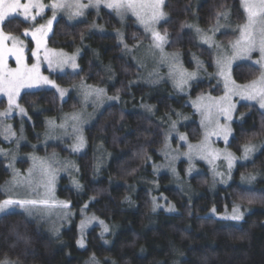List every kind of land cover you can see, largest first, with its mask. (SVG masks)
Masks as SVG:
<instances>
[{"label": "trees", "instance_id": "1", "mask_svg": "<svg viewBox=\"0 0 264 264\" xmlns=\"http://www.w3.org/2000/svg\"><path fill=\"white\" fill-rule=\"evenodd\" d=\"M225 9L231 10L230 21L235 25L243 21L239 0H166L168 16L159 31L163 34L167 30V49L180 52L187 68L193 69L192 58L196 55L213 72V49L199 42L191 28L181 25L197 24L208 30L216 25V14ZM100 15L108 29L121 27L108 10L102 9ZM94 16L92 13L87 20L75 24L65 18L56 22L48 44L72 53L81 50L80 70L51 77L63 87L84 81L105 88L110 95H119L121 102L107 106L86 129L88 148L75 157L80 187H71L68 177L63 176L57 195L69 202L76 213L85 209L102 218L111 228V234L106 235L109 241L103 242L96 227L88 233L86 248H79L78 215L61 235L54 236L27 214L13 212L0 216V261L7 258L16 264H86L96 256L101 264H264V146L252 160L238 165L233 183L217 192L210 190L208 173L194 177L187 192L175 188L167 174L152 176V163L161 159L165 146L169 117L178 119L182 109L190 116L192 109L185 104L187 97L175 94L169 85L149 87L135 83L140 69L123 54L117 37L90 34ZM5 24V30L21 36L32 23L15 18ZM236 35L235 31H226L218 34L217 40L228 44ZM125 37L128 44L149 38L132 18L125 24ZM259 75L260 68L249 63L233 70L234 79L241 84ZM222 92L217 79H211L195 83L191 96ZM20 103L32 119V123L26 122L27 137L36 144L43 139L47 118H58L80 108L75 94L62 102L51 89L25 92ZM144 105H151L152 111ZM6 106V100L0 99V109ZM182 129L193 142L202 137L194 114ZM263 139L264 112L256 105L241 104L228 148L240 156L245 144ZM23 150L33 149L25 146ZM53 152L72 156L60 143L37 150L40 155ZM28 167L29 161L19 162L21 171ZM250 175L256 179L248 180L246 185L239 183L242 176ZM9 177L7 160L0 159V188ZM162 195L175 206L173 212L153 211V199ZM4 198L0 192V200ZM249 199L253 203L249 204ZM233 204H239L244 211L242 221L220 218L231 211ZM213 208L218 215L213 214Z\"/></svg>", "mask_w": 264, "mask_h": 264}, {"label": "snow or ice", "instance_id": "2", "mask_svg": "<svg viewBox=\"0 0 264 264\" xmlns=\"http://www.w3.org/2000/svg\"><path fill=\"white\" fill-rule=\"evenodd\" d=\"M166 0H52V3L45 4L44 0H27L26 3H22V0H0V95L7 98L8 108L4 112H0V135L5 140H11L16 138L17 133L13 129L10 123H7V119L12 113L18 112L21 115L26 116V109L18 102L20 93L23 89L39 88L42 85H51L53 88H57L61 97L65 95V91L60 89L53 80H50L48 76L41 73L40 70V52L43 49V59L47 62L49 69L53 67L63 71L65 66H70L73 69L78 68L76 63V55H67L63 52H57L55 49H51L47 46L48 34L52 31L54 21L57 19V12L64 10L68 12L69 19L73 17L83 16L85 10L88 8L95 9L97 13L101 7L111 10L116 14L121 22H123L129 15L135 17V20L143 26L144 30L150 34L151 45L150 49L154 48L159 51V60L161 63L167 62L169 67V76L174 78L176 86L183 90V86L188 83L189 80L195 79L197 72H188L186 69L180 66L179 54L174 53L169 56L164 52V45L167 43V30L165 29L163 34L158 30L157 25L160 21L166 20L168 13L165 11ZM240 7L243 10V21L234 25L233 30L237 33L235 39L231 43V53L223 54L218 53L215 59V65L217 68V74L223 77L224 87L226 94L224 97H220L224 103L217 104H195V106L201 110V113L205 115V119L210 123L218 127L219 131H212L205 135V142L200 146L199 155L202 159H209V163L212 160L219 158V153L211 149L207 143L209 135L223 136L225 144L228 142V136L231 133V129L225 126L219 125V121L214 119L213 110L224 114L225 118L231 120L232 111L235 105L231 102L233 95L239 96L241 99L255 101L261 109H264V0H239ZM46 8L51 9V17L47 18L45 22L38 25L34 22L38 15H43ZM35 10V12L33 11ZM230 9H225L222 12L216 14V27L210 29L209 32L204 31L196 24L185 23L181 27H188L194 29L199 39L210 48L213 46V37L215 32L219 30L223 25L220 23L221 18L224 21L230 19ZM22 17L24 21H31V29L25 28L22 32L23 37H31L35 41V48L28 49L25 41L21 36L14 35L11 31L6 29V21L11 23L15 18ZM170 22V21H169ZM95 27V25H93ZM119 39L125 49L128 48L124 41V34L118 32ZM219 48V45H216ZM27 52H30L31 56L36 59L35 63H28ZM79 49H77V53ZM254 52L259 53V58L254 61L256 65L260 66V75L258 79L251 80L250 83L238 84L231 76V69L233 61L236 59H252ZM14 57L16 62L15 68L8 66V58ZM203 68V62L197 60V69ZM149 76H155L153 83L158 82L160 79L159 74L155 71L150 72ZM95 96L97 101H101L106 96L104 88H89L85 92V97ZM108 99H119V95L115 97H108ZM203 99V97L199 98ZM209 99L215 100L216 98L210 97ZM148 111H152L151 105H144ZM71 120L74 122L72 125L73 131L76 133V143L73 146V151H80L85 146V139L81 134L79 128L80 115L73 114ZM49 124L55 126L54 121H49ZM59 127H65L64 124ZM176 130V122L172 121L170 124V132L166 136V140L170 137L171 131ZM21 133L23 128H21ZM21 135L19 139H23ZM19 139L16 142L17 148L19 147ZM179 139L186 141L187 137L183 134H179ZM193 146L189 145L191 152ZM257 145L248 143L243 146V159L247 160L251 153L256 149ZM0 155L9 157L10 162L8 167L12 169V181H10V187L0 188V192L5 195L3 200H0V214H10L11 210L15 208H22L29 215L35 212H44L50 214L54 209L70 210L71 205L67 201H58L54 197V186L56 181L57 168L53 166V163L41 159L37 156H32V166L27 170V174H22L15 168V161L17 159L15 152L11 154L4 148H0ZM224 158L227 160L228 170L231 171L233 162L236 159L233 153L226 152ZM175 159V157H173ZM67 167V165H64ZM175 172V169H172ZM78 171V169H77ZM217 175H222L217 173ZM243 179V178H242ZM249 181H254L256 177L250 175L247 178ZM77 187H80L77 181H73ZM14 189L22 190L23 195L17 191L13 193ZM251 204L253 201L248 200ZM85 207H87L85 205ZM161 207L157 204L155 198L153 199V211L156 208ZM168 211H174L175 206L171 205L167 209ZM213 214L216 213V209H212ZM71 213L70 211L63 212L62 215L67 217ZM244 211L241 210L239 204H233L230 212H225L220 216L223 220L230 221H242L244 219ZM95 217H90L87 220H82L80 228L83 230L87 223H90ZM103 225L104 232L109 229L107 225H104L103 221H100ZM80 247H84L83 239L78 241ZM0 264H14L7 258L0 261ZM92 264H98L93 257Z\"/></svg>", "mask_w": 264, "mask_h": 264}, {"label": "rangeland", "instance_id": "3", "mask_svg": "<svg viewBox=\"0 0 264 264\" xmlns=\"http://www.w3.org/2000/svg\"><path fill=\"white\" fill-rule=\"evenodd\" d=\"M27 0H22V3H26ZM86 2V0H85ZM45 4H50L52 3V0H44ZM102 9L108 10L109 12L113 13L115 16L116 14L112 12L109 9L101 7L99 12L95 9L88 8L85 10V13L83 16L80 17H73L72 19H69L68 17V12L64 10H60L57 12V19L54 21L53 26H52V31L48 34L47 37V46L51 49H55L49 46L48 40L53 33L54 27L56 22L60 18H65L68 22L70 23H78L84 20H87L89 16L94 13L95 16L91 21V28H90V34H99V35H105V34H114L117 39L119 44L122 46L123 54L127 57L132 58L137 66L140 69V72L138 74L137 80L135 83H142L146 86L149 87H157L161 85H169L171 89L174 91L175 94L177 95H182L187 97L186 100V105L189 106L192 109L191 114L188 115L187 110H183V112L179 113L181 115H178V119L171 118L169 117V124L167 128V136L170 132V124L172 121L176 122V130L171 131L170 137L166 140L165 146L160 152V157L161 159L158 162H153L152 163V176L155 178H158L162 175H169L171 179V183L175 188H178L181 191L187 192L189 190V184H191V180L199 175H202L203 173H208L209 178H210V190L212 192H217L219 189L224 188L229 186L231 183L235 181V174L238 165L244 164L250 160L262 149L264 146V139L258 143H255L254 145H257L255 151L250 154L249 158L247 160L243 159V153L242 155L238 156L235 155L236 159L233 162V167L231 171L229 172L228 170V165H227V160L224 158V154L226 152H231L230 149L228 148V145L232 139L233 136V122L236 120V113L238 110V107L241 104H252L256 105L259 107V105L255 101H250V100H244L241 99L239 96L233 95L231 97V102L235 105L234 110L232 111V118L231 120H228L225 118L224 114L217 112L215 109L213 110V116L214 119L219 121V125L225 126L231 129V133L228 136V142L225 144L223 136H216V135H209L208 136V145L211 149L215 150V152L219 153V158L212 160V163H209V157L208 159H202L200 158L199 151H200V146L204 144L205 142V135L207 133H211L212 131H219L218 127H216L214 124L210 123L209 120L205 119V115L201 113V110L198 109L195 104H217V103H224V101H221L219 98L224 97L226 94V89L224 87V80L223 77L219 76L217 74V68L215 65V59L218 53H223V54H230L231 53V42L228 44H222L217 40V35L226 31H234V23L230 21H224L223 18H221L220 23L223 25V27H220L218 31L215 32V35L213 37V46L211 47L214 51V71L211 72L205 63L200 59L198 56L193 55V69H189L185 66L183 56L180 52H174V51H169L167 49V44H168V38H167V43L164 45V52L171 56V54L178 53L179 54V61H180V66L184 69H186L188 72H197V75L195 79H191L188 81L186 85L183 86V90L179 89L175 82L174 78L169 76V67L167 62L161 63L159 60V51L157 49L151 48L150 45L152 43L150 34L147 33L143 26L140 25L136 20L135 17L129 15L123 22L119 20V18L116 16V18L119 20L121 27L110 30L108 29L105 24L101 20V15L100 12ZM35 12V10H33ZM51 17V9L46 8L45 12L43 15H38L37 19L34 23H43L46 21L47 18ZM21 18L22 17H18ZM134 19L136 24L148 35V40H141L135 44H128L126 41L125 37V24L128 19ZM7 22V21H6ZM5 22V23H6ZM31 22V21H27ZM164 22V20L160 21V24ZM33 23V22H31ZM159 24V25H160ZM95 25V27H93ZM159 25H157V28L159 30ZM197 25V24H196ZM216 25L210 29L215 28ZM210 29L204 30L206 32H209L211 34ZM193 32L195 33L194 29H192ZM118 32H122L124 34V41L123 43H126L128 45V48L125 49L123 47V44L121 43ZM197 39L199 42L204 44L198 37V35L195 33ZM19 36V35H18ZM21 38L25 41L28 49H34L35 48V41L31 39V37H23L21 35ZM206 45V44H204ZM216 45H219V48L216 47ZM208 46V45H207ZM209 47V46H208ZM57 52H63L69 56L71 55H76V63L78 65V68L73 69L70 66H65L63 68V71H61L58 68L53 67V69H49L48 64L46 61L43 59V49H41L40 52V70L41 73L45 76H48L50 80H53L55 84L60 88L65 91V95L61 97L60 92L57 91V88H53L51 85H42L39 88H32V89H23L20 93L19 97V103L22 95L25 92L28 91H38V90H45V89H51L55 90L59 96L62 102H65L71 94H75L77 98L80 100V108L68 112V113H63L61 114L58 118H47L46 120V127L45 131L43 133V139L39 143H33L29 140L27 137L26 133V122L32 123V119L29 116L28 112L27 115H21L18 112H13L12 115L7 119V123H10L13 127V129L16 131L17 136L16 138H13L11 140H5L2 135H0V148H4L5 150L9 151L11 154L12 152H15L16 154V161H15V168L18 169L22 174L26 175L27 170L32 166V156H37L41 159L47 160L51 163H53V166L58 169L56 172V181H55V186H54V197L58 201H65L61 198L58 197L57 195V190L60 185L61 178L63 176L68 177L69 183L71 187H76V184L73 183V181H78V176H79V168L77 161L75 159L76 156H79L86 152L88 148L87 144V139H86V129L98 118V116L101 114V112L109 105L112 104H118L121 102V97L119 96V99H108V97H115L113 95H110L106 89V96L103 97L101 101H97L95 96H88L87 98L85 97V92L89 88H102V87H97L94 85L87 84L86 82L82 81L79 82L72 87H63L60 84L57 83V81L51 77L52 74H67V73H77L80 70V64H79V57L81 55V50L77 53L76 52H67L64 50L60 49H55ZM28 55V63H35L36 59L31 56L30 52L26 53ZM259 58V53L254 52L252 54V59H236L233 61L232 64V69H231V76L233 77V70L234 67L242 64V63H249L252 65H255L260 68L259 65H256L254 61ZM197 60L203 62V68L197 69ZM8 66L10 68H15L16 67V62L14 57H9L8 58ZM157 72L159 74L160 79L158 82L153 83L152 81L155 79V76H149L150 72ZM211 79H217L219 84H221L223 92L220 95H213L211 93H203L200 94L196 97L191 96V90L192 87L195 83L199 81H204V80H211ZM258 79V78H257ZM235 80V79H234ZM238 83V82H237ZM250 83V82H248ZM241 84V83H238ZM246 84V83H245ZM203 97V99H199ZM210 97L216 98L215 100L209 99ZM0 99H5L7 102V98L5 96L0 95ZM21 104V103H20ZM22 106V105H21ZM8 108V104L4 109H0V112L6 111ZM260 108V107H259ZM264 112V109H261ZM27 111V110H26ZM73 114H79L80 115V122H79V128L81 130V134L83 135L86 143L84 148H82L80 151H73V146L76 143L75 140V135L76 133L73 131L72 125L73 121L71 120V116ZM193 114L196 115L197 120L200 124L201 130H202V137L199 141H191L188 134L182 129L184 125H186L188 122L192 121L193 119ZM49 121H54L55 126H52L49 124ZM64 124L65 127H59V125ZM21 128H23V132L21 133ZM179 134H183L187 137L186 141H182L179 139ZM23 136V139H19L20 136ZM19 139V147L17 148L16 142ZM64 144L71 152L72 156H63L60 155L59 153H51L48 155H40L37 153V150L46 147L51 144ZM189 145L193 146L191 149V152L189 150ZM25 146H31L33 149L32 151L25 152L23 148ZM232 153V152H231ZM175 157V159H173ZM0 159H5L7 160V167L10 162V155L9 157H5L3 155H0ZM22 160H27L29 161V167L26 169V171H21L19 168V162ZM64 165H67L65 167ZM175 169V172H173L172 169ZM10 171V177L8 180L5 181V183L1 186V188L4 187H10V181H12V169L9 168ZM78 169V171H77ZM217 173H221L222 175H217ZM249 176H242L239 179V183L242 185L249 184L248 178ZM243 178V179H242ZM257 181V180H256ZM252 183V182H251ZM17 191H19L20 195H23L22 190L14 189L12 194H15ZM5 196V195H4ZM158 200L157 204L161 205V207H158L156 209L159 210H165L167 212H173V211H168V207L173 205L172 203L168 204V200L165 195H162V197L155 198ZM162 199L163 202H160ZM71 205V204H70ZM70 211V215L65 217L62 215L63 212ZM13 212H23L27 214L29 217L33 218L34 220L38 221L39 223L43 224L48 231L54 235V236H59L61 233L72 224V221L76 219V216H80V219L78 220V241L83 239L84 241V247H80L77 241V244L79 248L84 249L87 246V237L88 233L90 230L93 228H99L100 235L103 237V242L108 243L109 238H106V235L109 236L111 234V228L110 226L100 217L87 213L85 209H81L79 212H75L72 209V205L70 210H64V209H54L50 214H46L44 212H35L32 215H29L28 212H26L22 208H15L11 210L10 213ZM5 215V214H0V216ZM215 215H218V213ZM90 217H95L96 219L92 220L90 223H87L84 229L82 230L80 228V224L82 220H87ZM100 221L104 222V225H107L108 231L104 232L103 225H101ZM93 257L95 258V261H98V264H101L100 261L96 256H91L86 264H92L93 262ZM16 264V263H14Z\"/></svg>", "mask_w": 264, "mask_h": 264}]
</instances>
